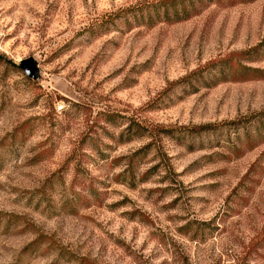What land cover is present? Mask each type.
<instances>
[{
    "label": "rangeland",
    "instance_id": "obj_1",
    "mask_svg": "<svg viewBox=\"0 0 264 264\" xmlns=\"http://www.w3.org/2000/svg\"><path fill=\"white\" fill-rule=\"evenodd\" d=\"M149 1L0 0V264H264V0Z\"/></svg>",
    "mask_w": 264,
    "mask_h": 264
},
{
    "label": "trees",
    "instance_id": "obj_2",
    "mask_svg": "<svg viewBox=\"0 0 264 264\" xmlns=\"http://www.w3.org/2000/svg\"><path fill=\"white\" fill-rule=\"evenodd\" d=\"M223 2V0H152L141 5L121 8L118 14L119 16L132 14L138 23H172L188 19L213 3ZM236 2L240 1L227 0V4Z\"/></svg>",
    "mask_w": 264,
    "mask_h": 264
},
{
    "label": "water",
    "instance_id": "obj_3",
    "mask_svg": "<svg viewBox=\"0 0 264 264\" xmlns=\"http://www.w3.org/2000/svg\"><path fill=\"white\" fill-rule=\"evenodd\" d=\"M18 67L28 78L37 80L41 77V69L38 66L37 60L33 56L20 60Z\"/></svg>",
    "mask_w": 264,
    "mask_h": 264
}]
</instances>
